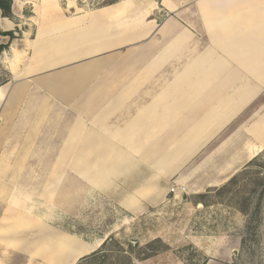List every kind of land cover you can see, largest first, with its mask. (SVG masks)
I'll use <instances>...</instances> for the list:
<instances>
[{
	"label": "crops",
	"instance_id": "obj_1",
	"mask_svg": "<svg viewBox=\"0 0 264 264\" xmlns=\"http://www.w3.org/2000/svg\"><path fill=\"white\" fill-rule=\"evenodd\" d=\"M10 1L0 32L21 37L0 35V54L24 64L0 86V264H77L110 236L56 227L88 198L137 217L163 204L168 182L195 196L264 152V0H115L70 14L58 0ZM43 150L57 159L31 173ZM239 245L223 235L204 264H233Z\"/></svg>",
	"mask_w": 264,
	"mask_h": 264
},
{
	"label": "rangeland",
	"instance_id": "obj_2",
	"mask_svg": "<svg viewBox=\"0 0 264 264\" xmlns=\"http://www.w3.org/2000/svg\"><path fill=\"white\" fill-rule=\"evenodd\" d=\"M58 1L70 14L69 8L74 6L77 11L81 8L88 11L115 0ZM15 33L20 35H14L13 40L21 37L20 32ZM21 44H17L19 49L23 48L20 47ZM23 64L15 50L13 53H9V49L1 53L0 86L20 77V66L22 68ZM242 104H235L234 108H240ZM254 106L255 103L245 110L236 123L249 117ZM227 136L228 134L225 137ZM234 140L233 144L238 142ZM43 151L35 156L40 161L44 159L41 162L43 167L42 164L34 165L30 168L31 173H40L42 169L44 171V164L57 159L58 153L55 150ZM198 182L195 181L196 184ZM174 184L172 181L167 183L168 193L162 205L150 208L140 216L134 217L113 205L112 201L95 197L86 200L79 214L66 215L64 220L56 223V227L79 235L86 241L109 233L104 251L110 259L105 264H116L117 254L131 257L133 264H204L207 256L214 254L209 251V255H206L208 249L216 239L219 242L223 235L228 237L231 245L237 239L241 242L234 249L236 256L233 257V264H264V200L257 211L255 207L259 193H254L261 192L264 184V152L218 188L207 189L195 196L188 190L185 195H173L170 189ZM188 185L191 183L183 186L186 188ZM246 199L250 204L248 217L242 213ZM56 201L62 200L57 198ZM56 203L62 205L61 202ZM248 229L252 233H248ZM130 244L132 248L129 247ZM146 249L163 251L153 253L144 261H138L137 256L148 254ZM77 264L92 263L81 260Z\"/></svg>",
	"mask_w": 264,
	"mask_h": 264
},
{
	"label": "trees",
	"instance_id": "obj_3",
	"mask_svg": "<svg viewBox=\"0 0 264 264\" xmlns=\"http://www.w3.org/2000/svg\"><path fill=\"white\" fill-rule=\"evenodd\" d=\"M11 4H12V2L10 0H0V13H1L0 15H1V17H6V18L11 17ZM0 35L9 36L10 39H12V37H13L12 33L5 34V33L0 32ZM4 49H5V47L0 46V52H2ZM255 192L259 193L257 195V198H256V207H255L257 209V211H259V209L262 206L263 200H264V184H263V188H262L261 192L254 191V193ZM200 204H202V203H200ZM249 206H250L249 201H248V199H246L244 201V208H243L242 213L244 215H246L247 217L249 216ZM251 231H252L251 229H248V233ZM107 241H105L97 251H95L94 253L84 257L82 259V261L83 262L84 261H90L92 264H97V263L105 264L106 261L110 259V256L108 255V253L106 251H104V248L107 246ZM156 243H159V242L157 241ZM150 245L151 244H148V246H150ZM242 245L243 246L245 245L244 241H242ZM129 247L132 248L133 246L130 244ZM146 251H147V249H146ZM159 251H163V249H160ZM159 251H155L153 249L148 250L147 255H145V253H143V254H141V256H137L136 259L138 261H144V260L150 258L153 255V253H158ZM121 252L122 251H118V253H121ZM117 255L118 256L116 258V264H133V260L131 257L122 256L121 254H117ZM111 264H112V262H111Z\"/></svg>",
	"mask_w": 264,
	"mask_h": 264
},
{
	"label": "built area",
	"instance_id": "obj_4",
	"mask_svg": "<svg viewBox=\"0 0 264 264\" xmlns=\"http://www.w3.org/2000/svg\"><path fill=\"white\" fill-rule=\"evenodd\" d=\"M171 194H179V195H185L186 194V188L183 185L174 184L173 187L170 189Z\"/></svg>",
	"mask_w": 264,
	"mask_h": 264
},
{
	"label": "bare ground",
	"instance_id": "obj_5",
	"mask_svg": "<svg viewBox=\"0 0 264 264\" xmlns=\"http://www.w3.org/2000/svg\"><path fill=\"white\" fill-rule=\"evenodd\" d=\"M242 145V144H241ZM250 147V146H249ZM261 148V147H260ZM242 149H243V146H242ZM251 149V148H250ZM244 150V149H243ZM249 150V149H248ZM247 151V150H246ZM259 151V150H258ZM243 152V151H242ZM245 153V152H244ZM248 153V152H247ZM249 154V153H248ZM61 234V233H60ZM67 236V235H66ZM65 236V237H66ZM64 237V236H63ZM62 237V238H63ZM67 238V237H66ZM74 238V237H73ZM64 239V238H63ZM68 239V238H67ZM57 240V239H56ZM77 240V239H76ZM67 241V240H66ZM66 241H64V242H66ZM62 242V241H61ZM67 243V242H66ZM69 243V242H68ZM79 243H82V242H79ZM71 244V243H70ZM68 245V244H67ZM77 245V244H76ZM81 245V244H80ZM78 246H79V244H78ZM94 247V246H93ZM60 248H61V245H60ZM65 248V247H64ZM54 249V248H53ZM77 249V248H76ZM81 249V248H80Z\"/></svg>",
	"mask_w": 264,
	"mask_h": 264
},
{
	"label": "water",
	"instance_id": "obj_6",
	"mask_svg": "<svg viewBox=\"0 0 264 264\" xmlns=\"http://www.w3.org/2000/svg\"><path fill=\"white\" fill-rule=\"evenodd\" d=\"M25 16H28V9L25 10Z\"/></svg>",
	"mask_w": 264,
	"mask_h": 264
}]
</instances>
